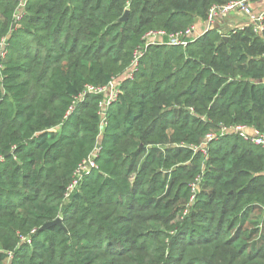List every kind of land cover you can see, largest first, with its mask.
<instances>
[{
    "label": "trees",
    "instance_id": "obj_1",
    "mask_svg": "<svg viewBox=\"0 0 264 264\" xmlns=\"http://www.w3.org/2000/svg\"><path fill=\"white\" fill-rule=\"evenodd\" d=\"M230 1L27 0L16 20L0 0V264H264V148L202 150L264 132V33L208 28L128 71L146 33ZM118 78L107 107L76 101Z\"/></svg>",
    "mask_w": 264,
    "mask_h": 264
},
{
    "label": "built area",
    "instance_id": "obj_2",
    "mask_svg": "<svg viewBox=\"0 0 264 264\" xmlns=\"http://www.w3.org/2000/svg\"><path fill=\"white\" fill-rule=\"evenodd\" d=\"M255 0H232L227 4L224 5H213L210 8L208 18H207V28L213 24V22L218 17H225L229 15L232 11H242L250 16L251 25L254 26V30L257 33L263 34L264 33V13L260 15H256L251 7L252 2ZM27 3V0H19V5L16 9L14 18L19 20L23 14L24 7ZM197 27L196 24L190 26L186 30L177 33H167L165 31H149L143 37V45L138 48L135 52V58L132 63V67L128 70L131 76V73L135 69L139 58L143 55L144 51L149 45L153 44H162V43H170V44H181L186 45L189 39L194 38L195 36L201 34H196ZM118 81L117 79L112 80L109 84L105 86H92L88 85L86 87V91L82 93L77 99L82 100L85 96L92 92L95 94H100L105 97L104 100V108L107 107L111 102H113L118 96ZM74 108V107H73ZM72 108V109H73ZM103 122L105 121V112L102 113ZM239 133L242 137L246 140H249L256 145H259L264 148V132H261L259 129L255 128L254 126H249L247 124H240L231 127H223L220 133H212L209 134L206 138V142L202 145V150L206 153V146L207 144L219 135H223L225 133ZM97 151L91 154L87 159H85L78 167L75 172L74 179L71 184L68 186L67 191L65 193V198H69V196L81 185L85 174L89 173L93 168L97 167L94 161V157L96 156ZM196 184L193 185L195 189Z\"/></svg>",
    "mask_w": 264,
    "mask_h": 264
},
{
    "label": "crops",
    "instance_id": "obj_3",
    "mask_svg": "<svg viewBox=\"0 0 264 264\" xmlns=\"http://www.w3.org/2000/svg\"><path fill=\"white\" fill-rule=\"evenodd\" d=\"M252 10L256 15L264 13V0H255L251 4ZM207 21L198 19L196 21L197 31L196 34L201 33L207 28ZM246 25H251L250 16L242 11H235L229 13L225 17H218L210 28H218L222 32H229L236 28H242Z\"/></svg>",
    "mask_w": 264,
    "mask_h": 264
},
{
    "label": "water",
    "instance_id": "obj_4",
    "mask_svg": "<svg viewBox=\"0 0 264 264\" xmlns=\"http://www.w3.org/2000/svg\"><path fill=\"white\" fill-rule=\"evenodd\" d=\"M234 12L235 11H232L231 13H234ZM128 16H129V10H126L125 14L122 16V18L120 19V21H126L128 19ZM52 224H60V225H62V219L60 217H58L54 221L46 222L43 225V227H41V229H46V228H48Z\"/></svg>",
    "mask_w": 264,
    "mask_h": 264
},
{
    "label": "rangeland",
    "instance_id": "obj_5",
    "mask_svg": "<svg viewBox=\"0 0 264 264\" xmlns=\"http://www.w3.org/2000/svg\"><path fill=\"white\" fill-rule=\"evenodd\" d=\"M127 73H125L124 75H126ZM118 81H120V78L117 79Z\"/></svg>",
    "mask_w": 264,
    "mask_h": 264
}]
</instances>
